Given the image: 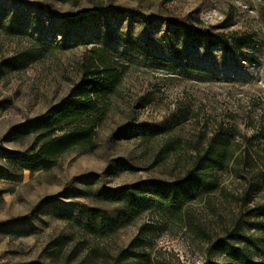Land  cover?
Returning a JSON list of instances; mask_svg holds the SVG:
<instances>
[{"label": "rangeland", "instance_id": "obj_1", "mask_svg": "<svg viewBox=\"0 0 264 264\" xmlns=\"http://www.w3.org/2000/svg\"><path fill=\"white\" fill-rule=\"evenodd\" d=\"M116 6L155 21L145 26L114 13ZM170 16L198 18L234 50L187 35ZM94 47L110 50L123 76L93 148H73L49 170L0 178V262L224 263L221 242L253 249L243 234L263 246L264 216L249 210L264 204V0H0V101H9L0 143L28 147L32 139L8 142L5 135L66 96ZM19 56L25 65H6ZM177 115L180 124L154 139H110L126 125ZM220 129L230 133L227 166L213 189L181 208L148 189L135 215L101 194L181 180Z\"/></svg>", "mask_w": 264, "mask_h": 264}, {"label": "trees", "instance_id": "obj_2", "mask_svg": "<svg viewBox=\"0 0 264 264\" xmlns=\"http://www.w3.org/2000/svg\"><path fill=\"white\" fill-rule=\"evenodd\" d=\"M112 11L126 15L145 26H150L155 21L154 17L136 8L116 6ZM99 13V10H94L91 15L96 17ZM166 21L171 25L182 27L189 36L206 39L210 43L234 50L222 34H218V38H216L208 28L202 27L198 18L194 21L195 24L191 23L189 16L184 18L170 16L166 18ZM251 39L252 36L246 38L240 48L248 45ZM118 40L127 46L134 45V40L130 37H120ZM25 61L23 56L13 57L6 61V65L9 67L23 66ZM122 76V68L113 53L107 48L94 47L82 66L80 79L71 87L66 96L50 106L43 114L28 118L22 124L9 129L5 135L6 141L23 143L27 139H32V142L23 151L13 150L0 143V178L14 179L18 176L15 171H21L20 176L25 170L30 172L49 170L67 151L85 145H90L93 148L96 129L107 115L109 99L112 94L117 92ZM5 102L7 100L0 101V113L7 107ZM178 118L177 115L161 122H144L138 126L126 125L114 131L110 139L137 137L151 140L173 131L180 124ZM230 153V133L220 129L211 137L205 149L199 152L194 163L181 180L168 183L162 181L137 182L113 190L103 188L100 191L106 199L125 205L135 215H138L143 204L142 197L144 195L141 198L139 195L148 189L159 194L170 207L179 209L187 201L193 199L196 193L208 192L216 186V173L227 166L231 157ZM90 210L95 211L94 215H100L102 212L99 209ZM249 214L263 217L264 204L251 208ZM240 235L241 242L242 238L244 241L252 243L254 248L250 249L241 244L237 245L227 241L221 242L220 248L228 257L227 261L207 264H264V244L260 247L252 239L243 234ZM0 264L43 263L29 261L0 262Z\"/></svg>", "mask_w": 264, "mask_h": 264}]
</instances>
